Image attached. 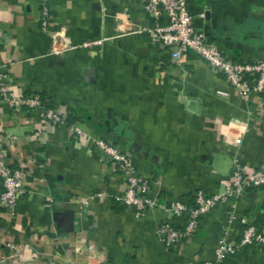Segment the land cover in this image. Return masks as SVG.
Here are the masks:
<instances>
[{"label": "crops", "instance_id": "obj_1", "mask_svg": "<svg viewBox=\"0 0 264 264\" xmlns=\"http://www.w3.org/2000/svg\"><path fill=\"white\" fill-rule=\"evenodd\" d=\"M46 6L42 27L41 0H0V73L10 96L41 95L85 136L0 101L6 162L28 173V193L12 212L0 208V258L200 264L213 258L225 230L234 244L247 225L263 228L264 186L212 209L195 235L166 248L158 225L184 219L160 206L137 216L114 202L110 196L127 189L126 175L92 140L112 142L138 175L159 179L147 194L158 205L191 203L197 191L228 189L235 162L247 175L264 167V90L242 95L192 53L171 63L143 30L154 26L145 0H47ZM186 6L193 27L225 57L264 62V0H186ZM55 41L67 48L52 52ZM220 264H264V246H246Z\"/></svg>", "mask_w": 264, "mask_h": 264}, {"label": "built area", "instance_id": "obj_2", "mask_svg": "<svg viewBox=\"0 0 264 264\" xmlns=\"http://www.w3.org/2000/svg\"><path fill=\"white\" fill-rule=\"evenodd\" d=\"M47 0H41V23L46 27L48 19ZM145 12L152 19L154 26L143 29L149 35V40L158 49L168 51L171 63H180L185 54L192 53L201 58L215 72L224 76L230 87L238 90L242 95L261 93L264 90V62H237L225 57L217 48L208 43L204 33L197 31L192 24L186 0H145ZM203 17V14H200ZM128 19V17H127ZM124 18V23L128 20ZM142 30V31H143ZM107 39L94 43L101 45ZM1 43V40H0ZM90 45L84 44L83 47ZM67 46L55 41L52 52L58 54ZM7 76L0 73V101L12 110H27L35 112L45 121L54 125L66 123V116L58 108L50 106L45 99L38 95L13 97L9 95ZM220 97H226L223 91H217ZM75 138L85 134L75 125L69 126ZM92 145L102 151L106 157L116 165L119 171L125 173L127 189L120 195H111L112 200L123 207L134 209L137 216L157 206L166 208L172 218H183L180 225L171 221L161 222L157 228L159 242L166 248L192 237L199 228L201 218L212 209L226 204L230 199L240 196L244 191L264 186V167L251 174H245L241 166L235 162L231 178L232 185L222 193L205 194L197 191L193 202L173 201L166 205H158L155 199L147 196L153 185L160 186L159 179H144L138 175L133 160L110 141L103 138H94ZM4 143L0 141V208L12 212L19 199L27 193V171L11 169L5 159ZM227 232L218 241L213 258L200 264H220L227 255H234L246 246H264V226L258 228L247 225L237 242L230 244L226 238ZM12 253L16 250L13 243H8ZM14 256V255H13ZM0 264H6L0 258Z\"/></svg>", "mask_w": 264, "mask_h": 264}, {"label": "trees", "instance_id": "obj_3", "mask_svg": "<svg viewBox=\"0 0 264 264\" xmlns=\"http://www.w3.org/2000/svg\"><path fill=\"white\" fill-rule=\"evenodd\" d=\"M29 95H36V94H29ZM24 96H28V95H24ZM38 96H40L42 99H45L44 97H42L41 95H38ZM74 121L73 120H70L69 118L68 119H66V124L67 125H73L74 123H73ZM193 202V201H192ZM191 202V203H192Z\"/></svg>", "mask_w": 264, "mask_h": 264}]
</instances>
